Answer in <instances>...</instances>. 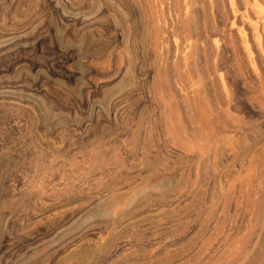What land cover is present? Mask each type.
I'll return each instance as SVG.
<instances>
[{
  "label": "rangeland",
  "instance_id": "obj_1",
  "mask_svg": "<svg viewBox=\"0 0 264 264\" xmlns=\"http://www.w3.org/2000/svg\"><path fill=\"white\" fill-rule=\"evenodd\" d=\"M39 1L0 0L29 41L0 47V264H264V0H217L171 90L146 0Z\"/></svg>",
  "mask_w": 264,
  "mask_h": 264
},
{
  "label": "bare ground",
  "instance_id": "obj_2",
  "mask_svg": "<svg viewBox=\"0 0 264 264\" xmlns=\"http://www.w3.org/2000/svg\"><path fill=\"white\" fill-rule=\"evenodd\" d=\"M6 2H8L9 4L14 3L16 0H5ZM36 2H38L39 0H35ZM61 1V0H60ZM60 1L58 2V4H60ZM64 2V4H62L61 6H58L59 8H66L65 5L67 6V9L65 10H71L70 12L72 13V11H77L75 8H72L69 3V0H62ZM61 1V2H62ZM87 1V0H86ZM165 1L167 0H146V7H147V21L149 24V30H150V43L152 45L153 51H154V55L156 54V56H158V51H162V53H159L160 56L155 57V58H160L159 60V66L164 68V74H165V78L163 75V85H165V87H167L169 90H171V82L172 80V72H175L177 75H179V71L181 69H183V71L186 69H188L189 65H190V59L192 58L195 64H198L199 60L203 57H201V55L199 54L200 51L202 52V54L204 55L205 61H209V58L212 56V49L210 46V41L211 38L215 31L217 33H219L220 39L221 37H224V34L226 32V30L222 27V23L221 20H217L216 17L218 16V14L220 13L219 9H218V5H217V0H170V2L168 3V5L173 9V16L175 17L174 20H168L166 14L164 13L165 11L163 10L162 5H164ZM242 1V0H241ZM255 1V0H254ZM257 1V0H256ZM31 2H33V0H31ZM30 2V3H31ZM40 2V1H39ZM142 2V1H141ZM145 2V1H144ZM74 3V2H73ZM82 3V2H81ZM35 4V2L33 3ZM37 4V3H36ZM33 5V6H36ZM41 4V3H40ZM56 4V3H55ZM29 5V4H28ZM32 5V3L30 4V6ZM38 5V4H37ZM49 5V4H48ZM51 5V4H50ZM136 5V4H135ZM29 6V7H30ZM57 5H54L53 9H55V14L58 18V20L60 22H62V24H64L63 21L65 20H70L69 16L66 14L68 13H63L64 9H59L58 7H56ZM190 6L194 7L193 11L190 10ZM165 7V6H164ZM197 7V11H195ZM3 8V7H2ZM31 8V7H30ZM33 8V7H32ZM36 8V7H35ZM41 8V7H40ZM69 8V9H68ZM202 10L204 11H209V13H211L212 18L214 19L212 25H207L206 23L200 24V22L198 20L195 19H191L192 14L195 12V15L198 14V10ZM34 9V8H33ZM30 10V9H29ZM144 10V9H143ZM32 11V9H31ZM172 11V10H171ZM192 11V12H191ZM256 14L260 13V10L258 9H254ZM34 12V10H33ZM69 12V13H70ZM200 12V11H199ZM202 12V13H203ZM73 14V13H72ZM78 14V12H77ZM169 14V11H168ZM206 14V13H204ZM76 15V14H74ZM73 15V16H74ZM213 15H216L213 17ZM44 16V15H43ZM72 16V17H73ZM169 16H172L171 14H169ZM194 16V15H193ZM192 16V17H193ZM78 17V16H77ZM197 17V16H196ZM195 17V18H196ZM220 17V16H219ZM236 18V16L234 15V19ZM45 19V18H44ZM198 19V18H196ZM221 19V18H220ZM249 19V18H248ZM57 20V21H58ZM73 20V19H72ZM191 20L192 21L191 23ZM75 19L73 21L70 22H74ZM80 21V20H79ZM253 20H249L248 23V27L250 28V34L252 39L257 43L258 39H260L258 31H257V22L253 23ZM59 22V23H60ZM77 22V21H76ZM68 23V21H67ZM75 23V22H74ZM43 24V23H41ZM61 26V24H59ZM65 26H67V28L71 25L70 24H64ZM74 25V24H73ZM72 25V26H73ZM77 25V24H75ZM74 25V26H75ZM245 22H241V27H245ZM41 26V25H40ZM4 28V27H3ZM63 28V27H62ZM61 28V29H62ZM43 29V28H42ZM65 28H63L64 30ZM138 30V29H137ZM140 30V29H139ZM143 30V29H142ZM1 25H0V39L3 38L5 35L2 34L1 32ZM44 31V30H43ZM65 32V31H64ZM16 33V32H15ZM38 33V32H37ZM145 33V32H144ZM10 35V34H7ZM14 35V34H12ZM26 35V34H25ZM25 35L22 34H18L15 35L12 39L15 40H22V42H18L15 43L11 42V38L8 40H0V47H6V45H9V41L11 42V44L9 45L10 48L6 47V50H4L3 52L9 51L10 53H13L14 49H17L16 47H21L24 48L26 47V45H28L29 41L25 40L23 41V38L25 37ZM179 35H181V40L182 43L180 46H175V43L173 41L174 37H178ZM230 36V35H229ZM6 37V36H5ZM9 37V36H7ZM180 39V38H179ZM219 39V40H220ZM239 40L241 41L242 44V50H243V45L245 44V40L243 39V36H241V34H239ZM189 41H191L189 43ZM223 41V40H222ZM12 43L14 45H12ZM183 44V45H182ZM136 45V44H135ZM148 45V44H147ZM11 46H13V48H11ZM139 46V45H138ZM241 46V45H240ZM151 48V49H152ZM183 48V49H182ZM226 48V47H225ZM143 49V48H142ZM145 52V51H144ZM2 53V51L0 52ZM141 53V52H140ZM183 54V56H182ZM9 55V54H8ZM13 56V55H12ZM141 56V55H140ZM154 57V56H153ZM244 57V56H243ZM11 58V57H9ZM6 59V58H4ZM140 59V58H139ZM3 59L0 60V62ZM10 60V59H9ZM153 61V60H152ZM192 61V62H193ZM231 61V60H230ZM191 62V63H192ZM252 62V61H251ZM1 65V64H0ZM5 66V65H4ZM9 66V65H7ZM14 66V65H13ZM10 67V66H9ZM8 68V67H7ZM13 68V67H12ZM211 68V67H210ZM214 68V67H213ZM227 68V67H226ZM6 69V68H5ZM9 69V68H8ZM172 71V72H171ZM236 74V73H235ZM137 76V75H136ZM147 76V75H146ZM238 76V75H237ZM162 78V77H161ZM200 78V77H199ZM191 79V78H190ZM235 80V79H234ZM253 81V80H252ZM235 82V81H234ZM6 83V82H5ZM9 83V82H8ZM146 83V82H145ZM209 83V82H208ZM2 84V83H1ZM0 84V86H1ZM11 84V83H10ZM2 86H6L3 85ZM8 86V85H7ZM3 87V88H4ZM164 87V88H165ZM8 88V87H6ZM10 88V87H9ZM2 89V88H1ZM166 89V88H165ZM8 91V90H7ZM135 91V90H134ZM212 91V90H211ZM3 92V91H2ZM5 92V91H4ZM9 93V92H8ZM8 93H6L7 95H9ZM249 93V92H248ZM1 95V93H0ZM5 95V94H4ZM241 95V94H240ZM239 95V96H240ZM259 95V94H257ZM1 97V96H0ZM4 97V96H3ZM2 98V97H1ZM0 98V99H1ZM5 98V97H4ZM131 98V97H130ZM212 98V97H211ZM234 98V97H233ZM190 100V99H189ZM204 100V99H203ZM166 101V100H165ZM1 102V101H0ZM191 102V101H189ZM209 102V101H208ZM237 102V101H236ZM183 103V102H182ZM168 104H170L168 102ZM237 105V104H236ZM189 106V105H188ZM240 106V105H239ZM193 107V106H192ZM185 108V107H184ZM235 108V107H234ZM205 109V108H204ZM26 110V109H24ZM172 111V110H171ZM134 112V111H133ZM259 113V112H258ZM210 115V114H209ZM181 116V115H180ZM195 116V115H194ZM4 121V120H3ZM34 128V127H33ZM1 143V142H0ZM2 145V144H0ZM220 152V151H219ZM2 159V158H1ZM105 214V212H103ZM103 213L100 212L101 215H103ZM82 247V246H81ZM76 248V247H75ZM82 249V248H80ZM78 248L76 249L77 252ZM75 251V249H74ZM81 252L82 255V259L84 260L85 258L88 259V257L91 255L90 251H86L84 249H82ZM75 253V252H74ZM104 253V252H103ZM78 254V252H77ZM79 254V258L81 256ZM84 260V261H87Z\"/></svg>",
  "mask_w": 264,
  "mask_h": 264
}]
</instances>
